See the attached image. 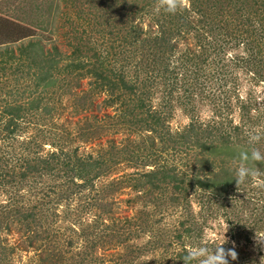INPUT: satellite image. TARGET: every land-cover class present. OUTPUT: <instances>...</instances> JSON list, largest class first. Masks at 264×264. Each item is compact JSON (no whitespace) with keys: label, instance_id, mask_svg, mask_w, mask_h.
Instances as JSON below:
<instances>
[{"label":"rangeland","instance_id":"374dc122","mask_svg":"<svg viewBox=\"0 0 264 264\" xmlns=\"http://www.w3.org/2000/svg\"><path fill=\"white\" fill-rule=\"evenodd\" d=\"M214 1L228 3L230 12L222 7V16L219 12L204 13L206 6H197L194 0H182L175 12L166 11L161 0H0V60L8 61L6 70L0 71V264H183L178 257L183 251L212 248L223 244L225 237L222 246L237 252L235 260L228 258L229 264H264V245L256 238L264 237V187L259 186L264 184V162L255 168V181L259 183L250 179L238 187L230 186L220 197L202 188L188 189L186 181L179 195L172 189L159 194L160 190L133 185L134 178L138 180L154 166L186 169L181 155L161 149L171 143L165 142L167 134L178 135L192 125L206 127L207 132L228 126V131L242 129L249 142L250 132L264 133V68H239L229 62L247 54L246 45L252 46V29L260 31L263 36L258 39L264 41V22L257 21L251 27L243 21L249 14L232 9L241 8L245 0ZM123 2L134 4L127 14L128 25L135 24L143 41L151 42L161 32L168 34L164 54L146 51L145 59L157 53L154 64L147 60L135 65V58L113 57V42L119 39L117 32L113 35V27L127 10ZM47 8L53 11L49 13ZM178 14L185 15L190 26L171 35L175 23L171 18ZM260 16L264 18L263 5ZM222 18L229 21L224 32L232 34V30L237 34L233 39L244 38L245 44L232 48L223 35L212 33L215 46L210 38L207 41L202 37L205 32L201 20L207 21L204 26L208 27L211 19L218 26ZM74 36L94 46L95 52L101 53L99 57H106L101 60L112 78L114 69L138 89H147V83L156 79L158 86L148 89L144 107L162 118L155 131L143 122H126L125 107L109 103L118 94L116 90L111 93L106 85L101 88L93 75L80 76L79 71H71L65 59L74 49ZM29 41H37L43 52H57L56 59L60 58L58 71L52 73L57 83L51 88L43 84L46 74L29 65L20 52ZM218 47L222 48L219 54ZM184 55H195L194 60L200 61L206 57V66L200 64L203 69L199 66L195 71L192 66L197 63ZM19 58H23L20 66ZM38 58L35 61L40 65ZM167 59L171 63L165 70ZM222 60L229 64L223 74L228 82L220 87L218 82L211 84L210 78L221 70ZM179 61L187 67L175 68ZM190 71L196 72L192 75L195 77L205 74L204 80L197 81ZM38 93L41 107L47 108L49 115L41 110L25 115L16 121L15 133L7 135L3 126L9 120L15 122V118L5 115V109L25 106ZM243 105H251L247 117L241 113ZM219 134L217 131L216 136ZM228 135L238 153L250 148L241 137ZM251 146L264 152V135ZM50 153L59 159L64 154L75 159L98 158L105 162L106 171L101 169L85 187L80 180L62 185L64 176L68 178L63 175V164L52 175L37 177L35 188L32 177L20 180L25 163ZM187 163L190 165L191 160ZM95 174L91 170L89 178ZM42 180L49 184L43 185ZM170 195L179 198L173 200ZM31 207V211L39 208L40 213L28 217L30 220L25 216L30 215Z\"/></svg>","mask_w":264,"mask_h":264},{"label":"trees","instance_id":"16d2710c","mask_svg":"<svg viewBox=\"0 0 264 264\" xmlns=\"http://www.w3.org/2000/svg\"><path fill=\"white\" fill-rule=\"evenodd\" d=\"M194 1L197 6H199L200 4H204L206 6L204 7L206 9V11H203L204 13L219 12L220 16H222L223 12L219 10L220 8L223 7L226 13H229L231 9V6L228 3L225 4L222 2H215L214 0H209L208 2L207 0ZM246 2L247 0H245L244 4H242L243 6L240 5L242 6L241 8L232 6V9L244 10L246 14H249V16H247L249 18H246L243 21L244 23L249 24L251 27L253 24H256L257 21L264 22L263 16H260V13L262 12V5L264 6V0H253L250 4H246ZM49 5L50 3L48 4V6ZM132 5L134 4L131 3L128 6L126 3L123 2L122 6H127L128 11L126 10L124 14L123 12L121 13V20L113 27V35L116 34V32L119 34V39H117L115 43L113 42V57L124 55L125 60H128V58H135V65L143 64L147 60L153 61L152 64H154L156 60L158 61V57L154 59V56L157 53L154 54L153 57L145 59L147 57L146 51L150 52L151 49H153V52L159 51L158 54H164L165 47L169 45V42H166L165 38V36L168 34L166 32H163L164 34L161 32L160 36L158 38L156 37L151 42L143 41V39L140 37L141 33L139 32L135 24L129 23L128 25L129 17H127V14L129 13V10L131 9ZM259 7L261 8L259 9ZM50 9L51 8H47L49 13L53 11V9ZM134 12L136 13L135 10H133V13ZM250 15L254 17L253 20L250 19ZM171 19L175 21V23H172L173 29L170 30L171 35L177 34L182 30H187L190 26L188 18L183 14L173 15ZM201 21L203 24L201 30H204L205 32L202 37L205 38V40L207 38H210L211 42L215 43H213V45L217 46L216 41L211 38L213 34L220 36L223 35L225 40L228 42L227 44H231L232 48L245 44V42L243 41L244 38L233 39V36L237 34H234L231 29L230 30L232 34L224 32V29L229 27V21L227 19H220L218 26L215 25L213 23V19H211L212 24L209 23L211 21H208V25L206 24V26L208 27L204 26L207 21H204L205 23L203 22V20ZM220 25L222 28V34H220ZM225 25L227 26L225 27ZM204 27L205 29H203ZM242 31L246 32L247 30L245 29ZM258 35H260V31H253L252 29L251 39L253 40H250L252 46L246 45L245 49L247 51V54L245 56H239V58H236L235 61L232 58L229 60V62L231 63L233 61L234 65L239 68L243 66H247L249 68L260 66L264 68V41L263 39H258L263 35ZM228 38H230L231 40H227ZM73 39L76 41L74 44V49L70 56L65 59L71 71H79L81 73L80 76L93 75L96 78V82L99 80V85L101 88L106 85L111 93L112 91L116 90L118 94L113 96V98H110L109 103L114 104L118 102V105L120 107H125L123 109V115H127L129 118L128 120H126V122H128L130 125H140V123L143 122L147 124L149 129L155 131L153 129H155V127L160 124L162 118L158 113L146 110L144 107L147 96L149 95L148 89L151 90L158 86L156 79L154 80L153 78L152 80H150V82L147 83V89H145L144 86L138 89V87L134 85L131 80L126 81L123 76L116 74L114 72V69L112 78L110 76L112 75V72L107 70L104 65L103 60H105L106 57H99L98 55H100L101 53L99 54L98 52H95L94 46L90 47L87 43H83L84 39L79 40L80 38H78L77 36H74ZM20 52L26 60H29V65L39 67V71H42L46 74L45 82L43 83L45 84L46 89L51 88L57 83L56 79L53 78L52 74L54 71H58V69H56V65L59 62L60 58L56 59L57 52H55L54 55L49 52H43L42 47L37 41H29L24 48H20ZM221 52L222 48L218 47L217 54ZM45 54L47 56L44 59H41L40 55ZM31 55L33 59L31 58ZM37 57H39L38 62H40V65L35 61L37 60ZM195 57V55H189L185 58L184 55L183 58L191 61L194 60ZM12 59L13 57L9 59V62ZM18 62L19 66L22 65L23 58H19ZM168 62L171 63L169 59L164 61V65L166 67L165 70H168ZM194 62L197 63L192 66L195 71L197 68H199L200 64L206 66L207 63L206 57L202 58L201 61L200 58H198L197 60H194ZM7 63L8 61L0 60V71L4 72L6 70L4 67ZM68 65L66 64V66ZM173 66L174 65L171 66L172 69ZM222 66L223 67H221L220 70L223 71L222 73H218L220 71H217L215 77L211 76V84L213 82H218L220 83V87L226 86L228 79L223 76V74L227 73L226 69L229 67V64L226 66L225 62H223L222 60ZM174 67L184 69L187 67V64L185 62L181 63L179 61L178 64H176V66ZM200 68L203 69L202 66H200ZM189 73L191 76L193 74H196V72L192 71H190ZM204 75L205 74H197L196 77L195 75L192 77H195L197 81H201L204 80ZM42 89L44 90L45 88L42 87ZM125 93L128 94L127 97H124ZM41 101V95L40 93H38L37 96L34 97L33 100L25 106L18 105L15 107L6 108L4 114L7 116L14 115L12 117L15 118V122L9 120V122L6 123V126H3L2 130H5L7 132V135L12 136V134L15 133V131L17 130L19 124V122L16 123V121L20 120L25 115H31V113L33 114V112H36V110H41L43 113L48 114L49 112L46 111L47 108L41 107ZM251 110V105L241 106V113L243 116L247 117L251 113ZM228 129H230L228 126L227 128L221 130H218V128L215 127L210 128V130L207 132L206 127L202 129L199 126L192 125L187 127V129L183 130L182 132H179L178 135L167 134V136L164 137L165 142L170 141L171 143H169L168 146L163 144L161 149L167 148V150L176 152L177 155H181V157L186 160V166H184L186 167V169L183 170L182 168H180L179 170H176L175 166H172V169L167 166H154L153 169L140 174L138 180H136L135 178L133 179L134 187H149V190H160L159 194L168 189L170 193V189H172L176 195H179V191L183 189L181 188V185L186 181L188 189L198 187L205 189V191H209L208 193L215 197H220L221 195H223V193L227 191L230 186L236 185L234 179V170L237 164L239 163L240 153H238L234 147H231L236 146V144L231 141V137L228 134H234L236 139H240L239 137H241L245 141V143L249 144V142H246L247 137L243 135L242 129L241 131L238 127H234L230 131H228ZM217 131H219L220 133L218 137L216 136ZM257 132L260 131L257 130ZM161 141L163 142L162 138ZM193 143L195 145H193ZM62 156L64 158L62 157V159H59L58 156H54L52 153H50L48 155L36 156L30 159L33 163H25V170L19 173L20 180L25 181V179H27L28 177H32V181L35 183L32 187L35 188L38 185L37 177L41 179L43 176H50L56 170H61L60 167L63 164L65 168L63 175H67L69 179L64 176L65 181L62 185L68 186L69 183H73L74 181L76 183H79L77 182V180H80L82 182L81 186L85 187L86 184H89L94 178H97V175L100 173L101 169H103L104 172L106 171L104 165L105 162L101 159L92 157H87L85 159H81L79 157L75 159L74 157L71 158L70 154H64ZM189 160H191L190 165L187 163V161ZM259 163L260 162H251L249 164V167L255 169ZM143 166L146 167L148 165L144 164ZM91 170H94L96 174L93 177L89 178ZM56 174L58 173L56 172ZM44 182H46L47 185L49 184V182L42 180L43 185ZM170 198H172L173 200H177L179 197L171 196ZM29 210H33V207H31ZM36 213H40L39 208L37 211L29 212L30 215L27 217L25 216V218L31 220V218L28 217L35 216ZM35 229L36 228H34L33 230ZM188 232L189 229H186V233ZM177 239H180V236H177ZM186 252L187 251H183V254L178 255L179 261L183 264L184 262L182 258ZM193 263L194 261H192V264Z\"/></svg>","mask_w":264,"mask_h":264},{"label":"clouds","instance_id":"9594fccd","mask_svg":"<svg viewBox=\"0 0 264 264\" xmlns=\"http://www.w3.org/2000/svg\"><path fill=\"white\" fill-rule=\"evenodd\" d=\"M161 4L165 7L166 11L175 12L178 7L182 6V0H161ZM261 135H264V133L256 131L250 132V148L247 151H241L239 154V163L234 170V179L237 187L250 179L255 183H259L258 181H255V177L258 175V170L249 167V164L251 162H264V152H261L259 148L251 146L261 139ZM259 186L264 187V184ZM224 233L225 232H223V235ZM204 238H208L207 230L204 232ZM256 238L260 244L264 245V237L257 236ZM225 243L226 237L223 244ZM223 244H218L212 248H209L208 246L194 248L187 251L182 260L184 264H192L193 260H198L199 264H229L228 258L235 260L237 258V252L234 248L225 249L222 246Z\"/></svg>","mask_w":264,"mask_h":264}]
</instances>
